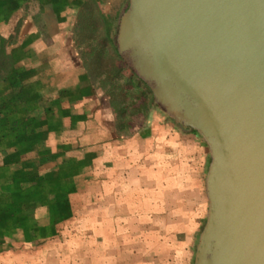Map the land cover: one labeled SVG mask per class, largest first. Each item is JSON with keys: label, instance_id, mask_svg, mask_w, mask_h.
<instances>
[{"label": "crops", "instance_id": "obj_1", "mask_svg": "<svg viewBox=\"0 0 264 264\" xmlns=\"http://www.w3.org/2000/svg\"><path fill=\"white\" fill-rule=\"evenodd\" d=\"M127 7L0 0V264L188 257L162 212L202 185L203 144L118 55Z\"/></svg>", "mask_w": 264, "mask_h": 264}, {"label": "water", "instance_id": "obj_2", "mask_svg": "<svg viewBox=\"0 0 264 264\" xmlns=\"http://www.w3.org/2000/svg\"><path fill=\"white\" fill-rule=\"evenodd\" d=\"M116 48L208 148L194 264H264V0H128Z\"/></svg>", "mask_w": 264, "mask_h": 264}, {"label": "rangeland", "instance_id": "obj_3", "mask_svg": "<svg viewBox=\"0 0 264 264\" xmlns=\"http://www.w3.org/2000/svg\"><path fill=\"white\" fill-rule=\"evenodd\" d=\"M190 132H193L199 140L202 141L203 144V152H204V161H203V178L201 180L202 185L200 183L197 186L193 187L189 194L186 197H182L178 200V198H172L168 200L167 206L163 207V217L167 218V221L171 219L172 221H176L173 223V229L176 226V229L180 231L178 236V245L181 248L184 245V249L181 250H189L188 257L183 258V252H181L178 262H173V264H194V254L196 250V245L198 242V237L202 228L206 221V212H207V200L204 192V181L205 174L210 162V156L208 152V148L205 145L202 138L192 129L184 127ZM171 204V205H170ZM144 209V208H143ZM142 209V212H149V210H154L153 208H145ZM176 224V225H175ZM169 228V226H168ZM188 246V248H186Z\"/></svg>", "mask_w": 264, "mask_h": 264}]
</instances>
